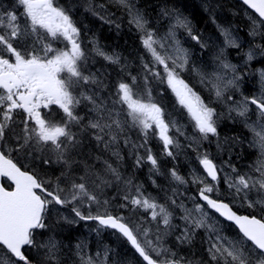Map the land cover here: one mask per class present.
Returning <instances> with one entry per match:
<instances>
[{"label": "snow or ice", "instance_id": "snow-or-ice-1", "mask_svg": "<svg viewBox=\"0 0 264 264\" xmlns=\"http://www.w3.org/2000/svg\"><path fill=\"white\" fill-rule=\"evenodd\" d=\"M109 3L126 12L129 25L140 33L141 44L151 56L150 62L141 58L139 74L128 71L121 57L109 54L95 38L89 40L91 49L87 48L71 7L56 0H14L12 10L0 5V264H66L61 258L64 246L54 235L38 239L45 232H54L50 206H70L79 220H95L115 230L143 264H196L167 246V240L174 236L179 246H192L198 230L205 232L203 243L207 245L208 259L201 264H264V71L260 72L259 94H241L236 99L243 76L225 51L239 50L241 45L229 29L218 26L224 46L215 54V69L208 73L190 65V53L177 38V31L184 30L201 48L207 47L193 33L187 17L162 10L168 27L161 35L132 0ZM242 3L255 14L250 16L249 31L253 46L243 53L247 64L264 56V43H255L256 37L264 41V0ZM97 7L103 10L105 5L87 0L86 11L112 23ZM96 57L118 66L125 76L113 84L103 66L93 71L90 61ZM193 71L214 100L206 102L182 75ZM153 81L167 86L198 134L186 137L187 145L179 140L185 136L183 127L153 98ZM212 103L227 107V113L217 111ZM252 106L255 120L249 115ZM225 116L240 119L252 134L249 146L257 148L259 156L246 172L229 164L232 174L223 177L227 188L221 191L222 169L207 152L199 151L198 141L211 142L214 137L218 150H224L226 144L231 150L238 138L222 141L218 132ZM130 133L138 139L133 140ZM152 139L172 159L184 147L197 153L206 176L193 171L189 181L175 168L168 172L176 185H198L197 195L190 198L192 207L180 199L183 193L178 188H172L161 202L135 181L134 173L121 172V152L127 149L134 169L148 166L153 187L161 188L153 179L164 173L149 146ZM112 157L115 161L110 162ZM54 167L58 174L51 171ZM107 188L116 190L122 201L119 207L129 209L137 220L108 211ZM236 206L254 214H239ZM209 210L235 225V238L224 234L222 221ZM84 248L83 243L76 245L77 264H108L110 249L105 248L100 259V253L94 258ZM33 250L39 259L29 254Z\"/></svg>", "mask_w": 264, "mask_h": 264}, {"label": "trees", "instance_id": "trees-1", "mask_svg": "<svg viewBox=\"0 0 264 264\" xmlns=\"http://www.w3.org/2000/svg\"><path fill=\"white\" fill-rule=\"evenodd\" d=\"M56 2L65 8L71 7V15L77 23V26L81 29L84 44L87 48L91 49L92 45L89 43V40L95 38V40L98 41L109 54L115 53L119 55L121 59L124 60L123 62L128 64L130 71L133 74H139L141 72L142 66L137 63L138 60L143 57L145 51L142 47L139 36L129 26L127 19L128 15L126 12L118 9L113 4L109 3L108 0H91L93 5H105L103 10L97 7V11L102 12L107 19L112 21V23L109 24L105 23L104 20H101L99 16H94L91 12L86 11L87 0H56ZM132 2L135 4L136 8L140 9L147 16V18L151 21V26L156 29L159 28V26L165 28L168 24V19L162 16V10H171L187 17L191 21L193 33L198 35L203 41L206 35L216 41H219L218 34L213 27L210 30L206 29L212 24L211 22L213 19L218 23L226 25L225 27L229 30L231 27L235 33L233 36L236 37L237 42L239 41L238 43L242 45V50L244 48L245 51H248L250 46H253V37L249 35L251 26H249L244 19L247 11L242 7V5L232 0H132ZM0 5L4 6L8 10H12L14 0H0ZM117 24L120 25L119 28L116 27ZM183 34H181L180 38L189 45V48L195 47V44L192 42L193 39L185 37ZM255 43H264V41H261L259 37H256ZM228 53L234 55L236 54V56L240 54L231 50H229ZM259 63L264 69V58H262L258 59L254 65H248V67L241 72L243 76V79L240 82L241 92L245 96H251V94L257 90V82L253 74V67ZM102 66L110 73V79L113 84L119 78L125 76L124 73L120 72L118 66L107 64V62H104L98 57H96L94 61H90V67L93 71L97 68H101ZM151 88L153 98L164 107L166 113H170L175 116L179 115L178 109L176 111V103L174 99L170 97L166 85H161L158 82L153 81ZM83 110L84 109H81V111ZM179 119L182 118L180 117ZM180 126L182 127L183 125L180 124ZM244 129L245 128L241 124L239 118L235 121L230 120V122L222 120V123H220L218 127L220 139L223 141L225 138L236 137L238 138V143L236 145H232L231 150H229V145L227 144L224 146V150H218L216 138L212 137L210 138L211 142L208 140L210 147L209 150H204V152H207L216 164H220L228 168L229 164H231L237 169L245 168L246 166L248 167L254 156H256V153L248 146L249 144L247 140L249 135L244 131ZM130 135L133 140L138 139L135 133H130ZM181 144L183 145V142H181ZM187 144L188 143L184 145ZM204 145L207 146L206 144ZM149 146L152 148L153 153L157 156L161 171L164 173V175L153 177L156 181L158 180L157 183L161 186L160 189L154 188L151 180H149L148 166H144L140 169H134V159L128 153L127 149H123L121 152V155L124 157V159L119 162L121 165V172L124 175H133L134 173L135 181L137 183H142L145 189L152 193L153 196H157L161 202H163L166 195H171L172 188H178L179 192L183 193L180 199H183L188 207H192L193 202L190 198L197 195L198 185H193L191 183L186 186L176 185L174 181H171L168 172L170 169L175 168L181 176H184L190 181L191 177L188 174V170L193 168H195V170L197 169V171L199 170L197 153L193 151L192 148L184 147L178 150L179 154L176 159H172L163 155L162 145L157 139L150 140ZM200 149L201 146L199 147V150ZM93 151L99 154L98 150L93 149ZM113 161H115V157H112L110 160V162ZM51 171L58 174V169L55 167L52 168ZM226 188L227 186H223V184L220 183L219 189L221 191L226 190ZM104 198L110 200L108 211L111 214L123 215L132 220L138 219V217L133 212L129 211V209L119 207V204L122 201L118 198L115 189L107 188L105 190ZM51 208L52 211L50 213L49 222L54 226V232H45L43 236L38 237L39 240H46L49 235H54L55 238L62 244L66 243L72 245L73 241H85V243L90 244L92 248H98L102 251L105 248L110 249L108 264H143L127 247L126 243L117 235L109 234L108 232L104 234L97 229L96 224L85 223L79 220V218L75 217L74 213L71 212L70 206L64 208L51 206ZM56 210L63 211L65 214L70 216L71 219H75L76 222H61L57 219V217H55ZM83 210L85 213L87 212L86 208ZM92 211L93 214H96V206H93ZM100 213L103 214V208H100ZM177 214L179 215V211ZM175 222L182 223L179 220ZM221 226L224 229V234L230 238L236 237L237 232L231 226H227L224 223H222ZM83 230L91 232L93 236H81L80 234ZM205 239L206 238H203L201 232H197L192 246H179L178 248L175 245V237L170 236L167 240V246L177 250L180 255L196 261V264H201V262L207 261L208 259L206 252L207 245L203 243ZM29 254L36 257V259H39V257L36 256L35 250ZM76 258L78 257L72 254L68 256V259H72L74 262Z\"/></svg>", "mask_w": 264, "mask_h": 264}, {"label": "rangeland", "instance_id": "rangeland-1", "mask_svg": "<svg viewBox=\"0 0 264 264\" xmlns=\"http://www.w3.org/2000/svg\"><path fill=\"white\" fill-rule=\"evenodd\" d=\"M107 1V0H106ZM109 1V0H108ZM127 18L129 19V17L127 16ZM245 21H246V23L247 24H249V26H251V19H250V16H249V14H245ZM216 23L218 24V22L216 21ZM224 25V24H223ZM132 29H133V27L131 26V25H129ZM226 25H224V27L223 28H226L225 27ZM228 27H230L229 25H227ZM167 27H168V25L164 28V30L162 31V33H158V34H163L166 30H167ZM228 29V28H227ZM230 31L233 33V34H235L234 33V31L231 29V27H230ZM181 32H184V33H186V35H184L185 37H189V38H191V36H189L188 34H187V32H185L184 30H178L177 31V38L179 39V41H180V43H181V45L184 47V48H186V49H188V51H189V53H190V65L191 66H193L194 68H196V69H200V70H202V71H204V72H208V73H211V72H213V70L215 69V67H216V62H215V60H214V57H215V54L219 51V49H220V47H218V45H217V41H215L213 38H210L209 39V41L207 42V40H206V42L205 41H203V42H205L206 44H207V48H208V50L207 51H203L202 49L203 48H201L200 47V44L199 43H197V42H195L194 44H195V47H190L189 48V45L188 44H186V43H184V41L183 40H181L180 38H179V33H181ZM140 34V33H139ZM223 36L221 35V33H220V35H218V38L219 39H221ZM236 38V37H235ZM237 39V38H236ZM239 42V41H238ZM228 49H226V51H225V55H226V57H227V59H228V61L229 62H231V63H233V64H236L234 61H233V56H230L229 54H228ZM243 57V56H242ZM143 58V57H142ZM244 59H245V56H244ZM122 61H124V60H122ZM143 61L144 62H150L151 61V56H150V54L146 51V57L145 58H143ZM242 61V60H241ZM138 65L140 64L141 66H142V63H141V59L140 60H138V63H137ZM128 65V64H127ZM237 65V64H236ZM129 67V66H128ZM128 71H130V67L127 69ZM237 72H238V69H237ZM183 75V77L186 79V81L191 85V86H193L194 87V90H196L199 94H201V96L205 99V101L206 102H208L210 99H213L214 100V97H212V98H210V96H209V93H208V91L199 83V78H198V76L196 75V72H185V73H183L182 74ZM240 83V82H239ZM257 86L259 87V89L257 90V93H255V94H259V92H260V83H259V79H258V81H257ZM166 88H167V86H166ZM168 90V93L170 94V97H172L173 99H174V101H175V97H174V95L171 93V91L169 90V89H167ZM241 83H240V88H239V90L238 91H235V98L236 99H241L242 98V96H241ZM238 95H240L241 97L239 98H237V96ZM176 103V102H175ZM212 107H214V108H216L217 109V111H220V112H224V113H227V107H225V106H223V105H221V104H218V103H212ZM177 109H178V113H179V115H173V114H170V113H167V115L171 118V119H173V120H175V121H177L178 122V124L180 125V124H182L183 126V129H184V132H185V136H180L179 137V140H180V142H183V145L184 144H186V143H189L190 141H189V139H186V136L187 137H189V138H191V137H193V136H195V135H198V134H196V133H194L193 132V129H192V126H191V123L189 122V120H188V117H187V114L182 110V109H180L179 108V106L176 104V111H177ZM84 111L85 110H83L82 111V114H84ZM233 115H235V113H233ZM182 118V119H179V118ZM256 119V115L255 114H253V118H252V120H255ZM222 120L223 121H229L230 122V119H228L227 118V116H225L224 118H222L221 120H220V122H219V124L220 123H222ZM242 124V123H241ZM243 125V127L245 128V126H244V124H242ZM244 131L249 135L248 137V140H247V142H248V144H249V142L252 140V134L248 131V129H244ZM184 141H185V143H184ZM198 143H199V147L201 146V149L199 150L200 152H204V150L205 151H207V150H209V144H208V140H202V141H198ZM204 144H206L207 146H205ZM249 146V145H248ZM250 147V146H249ZM250 148H252L254 151H255V153H256V156H254V158H253V160L251 161V164L250 165H254L255 164V162H256V160H257V157L259 156V150L257 149V148H253V147H250ZM197 162H198V160H197ZM198 166H199V162H198ZM220 168L222 169V171L220 172V175H221V177H224L226 174H232V172H231V167H225V166H223V165H221L220 166ZM239 171H241V172H246V171H248L249 170V166L247 167H245V168H240V169H238ZM193 171H195V172H197L198 174H200L201 176H205L202 172H199V171H197V169L195 170V168L194 169H190V170H188V174H189V176L191 177V174H192V172ZM234 175V174H233ZM225 186H227V185H225ZM237 208H241V209H245V210H247V208H242V207H239V206H236ZM248 210H250L251 211V213H253L252 212V210L251 209H248ZM55 217H57V219H59L61 222H64V223H68L67 221H65L64 219H63V217H68L69 219H71L70 218V216H68L67 214H65L63 211H60V210H56V212H55ZM57 240V239H56ZM57 241H59V240H57ZM60 242V241H59ZM61 243V242H60ZM79 243H83L84 245H85V248H84V252L87 254V255H89V256H92V257H94V258H96L97 257V253H100V259H103V257H104V250L102 251L101 249H98V248H92L91 246H90V244H86L85 243V241H73V244L72 245H70V244H62L64 247H63V249H62V257H64V256H66L67 258H68V256H70L71 254L72 255H75L76 256V245L77 244H79ZM77 257V256H76ZM69 261H68V263L69 264H77V262H78V258H76L75 259V262L72 260V259H68ZM72 260V261H71Z\"/></svg>", "mask_w": 264, "mask_h": 264}, {"label": "bare ground", "instance_id": "bare-ground-1", "mask_svg": "<svg viewBox=\"0 0 264 264\" xmlns=\"http://www.w3.org/2000/svg\"><path fill=\"white\" fill-rule=\"evenodd\" d=\"M103 3V2H102ZM153 3V2H152ZM159 4V3H158ZM186 4V3H185ZM190 5V4H189ZM152 7V6H151ZM184 7V6H183ZM113 10V9H112ZM177 11V10H176ZM120 14V13H119ZM220 17V16H219ZM93 18V17H92ZM198 23V22H197ZM230 23V22H229ZM218 26H220L221 28H223L224 27V25L222 24V23H218L217 25H213V24H211L210 26H208L206 29H211L212 27H213V29L214 28H218ZM163 27L162 26H159V28H157V30H158V33H162V31L164 30V28L162 29ZM207 33V32H206ZM209 33V32H208ZM124 36V35H123ZM98 37V36H97ZM204 37V36H203ZM123 38V37H122ZM205 39H204V41L206 42V40H207V42L209 41V39H210V37H208L207 35L204 37ZM107 39V38H106ZM216 41V40H215ZM217 45H218V47H223L224 46V40L223 39H219V41H217ZM128 49V48H127ZM203 51H207L208 50V48L206 47V48H203L202 49ZM132 58V57H131ZM243 139V138H242ZM246 139V138H245ZM243 141V140H242ZM246 142V141H245ZM180 160V159H179ZM178 163V162H177ZM194 169V168H193ZM158 181V180H157ZM173 182V181H172ZM169 191V190H168ZM168 193V192H167ZM81 236H83V237H85V236H88V235H92L93 236V234L91 233V232H86L85 230H83V232L80 234ZM202 236H203V238H206V235H203L202 234ZM175 245L179 248V245L177 244V242H176V240H175ZM185 246H187V245H185ZM183 252V251H182ZM65 262H66V264H69L68 263V258L67 257H63L62 258ZM72 261V260H71Z\"/></svg>", "mask_w": 264, "mask_h": 264}, {"label": "water", "instance_id": "water-1", "mask_svg": "<svg viewBox=\"0 0 264 264\" xmlns=\"http://www.w3.org/2000/svg\"><path fill=\"white\" fill-rule=\"evenodd\" d=\"M236 1H238V2H240V3H242V0H236ZM243 4V3H242ZM245 7H247L246 5H244ZM250 10V9H249ZM250 11H252V10H250ZM212 211V210H211ZM218 214V213H217ZM219 215V214H218ZM222 218V217H221ZM223 219V218H222ZM89 221H92V220H89ZM95 221V220H94ZM95 222H97L98 223V221H95ZM228 222V221H227ZM229 223H231V222H229ZM99 224V223H98ZM232 224V223H231ZM233 225V224H232ZM234 227H235V225H233ZM103 227V226H102ZM236 228V227H235ZM110 229V228H109ZM237 229V228H236ZM111 230H113V229H111ZM238 230V229H237ZM115 231V230H114ZM118 233V232H117ZM134 250V249H133ZM137 256H138V254H136ZM139 257V256H138ZM140 258V257H139ZM141 259V258H140ZM142 260V259H141Z\"/></svg>", "mask_w": 264, "mask_h": 264}]
</instances>
